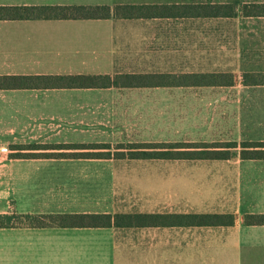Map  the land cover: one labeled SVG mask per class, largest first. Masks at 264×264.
I'll return each instance as SVG.
<instances>
[{
    "label": "crops",
    "instance_id": "0c3cea01",
    "mask_svg": "<svg viewBox=\"0 0 264 264\" xmlns=\"http://www.w3.org/2000/svg\"><path fill=\"white\" fill-rule=\"evenodd\" d=\"M232 1L0 0V6L131 5L184 11L189 6L232 5ZM210 19L223 18L0 20V77L235 76L232 86L0 90V147L8 149L0 157V215L218 213L238 217L232 227L0 228V264H264V226L244 225L246 215L264 214V160L67 158L62 155L78 150L16 149L264 142V120L257 119V113L244 120L247 128L235 116L228 122L233 133L222 139L189 134L195 117L191 112L206 107L212 97L228 100L227 95L221 97L226 90L242 87L261 92L252 98V106L264 108V85L237 82L238 75L264 74V36L254 38L249 58H242L241 49L236 51L233 60L239 71L230 65L222 69L220 58L211 61L206 53L209 43L195 36L204 32L200 28ZM234 98L229 99L241 102L240 97ZM162 109H168L169 115L164 117ZM18 153L48 157L18 158ZM161 161L215 163L209 165L219 170L218 179L166 180L156 172L165 164L157 163Z\"/></svg>",
    "mask_w": 264,
    "mask_h": 264
},
{
    "label": "trees",
    "instance_id": "16d2710c",
    "mask_svg": "<svg viewBox=\"0 0 264 264\" xmlns=\"http://www.w3.org/2000/svg\"><path fill=\"white\" fill-rule=\"evenodd\" d=\"M245 17H264V4L244 5ZM235 10L231 5H209L186 7L184 11L164 6H0V20L26 19H139L151 17H207L231 18ZM232 86L235 76L221 74H188L183 76L154 75L111 77L99 76H1L0 90L38 88H109L124 85L168 86ZM243 84L264 85V74H245ZM158 143L129 145L128 154H117L119 158L160 159V160H227L235 155L232 149L239 147L237 142L227 143ZM139 147V148H138ZM109 149L106 144H65L17 146L21 150H97ZM138 148V149H137ZM240 157L245 160H264V142L241 144ZM235 152V151H234ZM237 155V153H236ZM18 158L48 157L47 154L15 155ZM75 158H111V153L63 154ZM81 156V157H80ZM85 156V157H83ZM103 156V157H101ZM108 156V157H107ZM238 223L235 214H3L0 215V228L11 227H62V228H140V227H232ZM245 226H264V214H251L244 217Z\"/></svg>",
    "mask_w": 264,
    "mask_h": 264
},
{
    "label": "rangeland",
    "instance_id": "374dc122",
    "mask_svg": "<svg viewBox=\"0 0 264 264\" xmlns=\"http://www.w3.org/2000/svg\"><path fill=\"white\" fill-rule=\"evenodd\" d=\"M252 4H264V0H234L232 1L231 6L235 10V15L232 18L210 19L208 20L209 22H207L206 25L200 28L204 32L202 34H195L196 37H202L204 39V42L209 43L207 44V46H209V50H207L206 53L209 55L211 61L220 58L222 69H226V67L230 65L231 67H235L236 70L239 71L240 69L235 65L236 61L234 62L233 60L234 55H236V51H239V49H241L242 58H249V48L255 45L254 43H252L254 41V38L264 36V17L243 16L242 8L244 7V5ZM234 48L237 49L234 50ZM244 67L245 69H247L248 66L244 65ZM211 69H214V67L211 66ZM243 69L244 68H242V70ZM243 76H237L238 83H240L241 81L243 82ZM260 94L261 92H256L255 90H246L241 87L232 91L226 90V92L221 93V97H225V95H227L233 100L235 99L234 97H240L241 102L230 101L229 98L228 100H226L225 98L213 99L212 97L211 100L205 102L207 105L206 107H202L198 110L195 109L191 112V115L195 117L192 118L194 120V124L191 125L189 134L191 135V137L194 138H199L201 135L205 138L213 137L214 135H219L222 139L223 137H228L233 133L232 129H228V127H230L228 122H232L233 119H235V116H238V118L242 120V123L244 124L245 128H247L248 125L244 122V120H248L249 117L253 116L255 113H257L258 115L256 117L257 119L264 120V108L257 107L255 106V104L254 106H252L255 100H253L252 98H255L257 95ZM238 106H240V108H238ZM161 111H163L164 117L169 115L168 109H162ZM220 122L221 128L219 124ZM179 137H182V133L179 134ZM232 142L235 141L231 140L229 142L225 141L215 143H221L222 145H226L227 143ZM246 142L252 141L238 142L239 147L237 148V152H234L235 149H232V152L235 154L233 155V159L238 158V156H240V152L242 149L241 144ZM129 145L139 144H113L110 145L109 149L100 148L97 150H92L91 152L89 150H78V152H73V154L76 155V153L85 154L110 152V157L116 159L119 158L117 157V154H128V149L130 148ZM67 158L72 157L67 156ZM157 163H165L160 164V170H156V172L159 171L160 176L163 179L165 178L166 180H169L172 177L177 181H196L197 183L204 181L207 183V181H216L219 175V170L216 167L209 165L215 163H210L208 161H161ZM89 174L94 175V172H89ZM156 176L158 175L156 174ZM84 190H86V188L82 189V192ZM195 190L204 189L198 188ZM214 202L215 203L213 205V208H216V201ZM193 207L197 208L198 205L195 204Z\"/></svg>",
    "mask_w": 264,
    "mask_h": 264
},
{
    "label": "built area",
    "instance_id": "2783aa9c",
    "mask_svg": "<svg viewBox=\"0 0 264 264\" xmlns=\"http://www.w3.org/2000/svg\"><path fill=\"white\" fill-rule=\"evenodd\" d=\"M7 151H8L7 148H2V147H0V157H1V154H2V153H5V152H7Z\"/></svg>",
    "mask_w": 264,
    "mask_h": 264
}]
</instances>
